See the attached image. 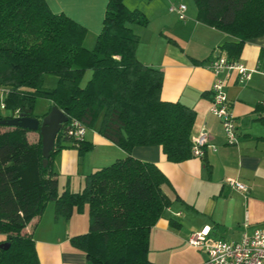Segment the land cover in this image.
I'll return each mask as SVG.
<instances>
[{
  "label": "trees",
  "instance_id": "obj_1",
  "mask_svg": "<svg viewBox=\"0 0 264 264\" xmlns=\"http://www.w3.org/2000/svg\"><path fill=\"white\" fill-rule=\"evenodd\" d=\"M193 3L199 23L232 38L219 47L230 63L239 60L246 42L264 36V0ZM148 23L124 0H108L101 31L88 50L86 29L52 13L45 0H0V89L6 92L0 121L16 115L41 119L45 114L34 113L38 98L68 117L46 167L39 132L38 140L28 143L27 129L0 125L5 129L0 133V244H8L0 247V264H40L24 229L49 203L55 218L87 210V232L69 242L89 264H155L148 259L149 237L172 204L162 190L169 182L156 165L130 153L137 146H160L170 163L191 159L196 113L179 102L162 101L163 73L138 61L140 38L132 26ZM46 75L56 77L51 89L44 88ZM254 112L264 125V107L257 105ZM72 121L96 131L126 156L88 174L81 190L59 191L53 168L58 153L76 149L83 157L93 148L65 135Z\"/></svg>",
  "mask_w": 264,
  "mask_h": 264
},
{
  "label": "crops",
  "instance_id": "obj_2",
  "mask_svg": "<svg viewBox=\"0 0 264 264\" xmlns=\"http://www.w3.org/2000/svg\"><path fill=\"white\" fill-rule=\"evenodd\" d=\"M45 2L52 13L63 14L84 27L85 39H94L100 33L108 0ZM124 4L148 17L147 26H132L140 38L136 57L143 65L163 73L160 99L193 109L196 118L192 137L205 128L209 144L216 147V151L207 149L202 159L181 163L168 162L160 146H137L130 153L136 160L156 165L169 182L162 190L172 204L151 229L148 259L155 264H172L164 254L187 248L186 241L193 233L206 229L210 240L238 242L243 233L264 227V125L255 120L254 112L257 105L264 107V36L246 42L240 54L238 61L253 71L248 82H240L235 72L223 74L238 137L237 144L231 146L226 144L219 120L210 113L214 77L208 65L223 55L219 47L232 38L199 23L196 8L185 6L186 20L180 21L175 13L177 20L164 8L150 7L147 0H124ZM167 10L172 13L169 7ZM55 84L44 88L51 89ZM43 107L34 113L46 114L49 102L45 101ZM38 137L36 132L26 134L28 143ZM84 141L92 143L93 148L83 157L76 149H64L53 161L58 184L62 181L61 190H81L88 174L126 156L96 131L87 130ZM76 179L78 183L74 184ZM226 179L244 184L247 192L232 189L225 184ZM87 230L86 209L74 212L69 219L55 218L53 204L49 203L24 233L32 236L40 264H89L85 254L69 242ZM196 251L199 253H193L190 264H203L204 253Z\"/></svg>",
  "mask_w": 264,
  "mask_h": 264
},
{
  "label": "built area",
  "instance_id": "obj_3",
  "mask_svg": "<svg viewBox=\"0 0 264 264\" xmlns=\"http://www.w3.org/2000/svg\"><path fill=\"white\" fill-rule=\"evenodd\" d=\"M169 11L175 13L180 21L186 20L184 5L170 6ZM208 68L214 77L210 89L212 96L210 113L219 120L226 144L236 145L238 141L237 129L231 111V103L227 98L226 78L223 74L235 72L239 81L245 83L251 79L253 71L239 61L230 63L224 55L214 58ZM5 93L4 89H0V111L5 110L3 103ZM86 131V128L78 121L70 122L64 129L65 135L76 142L84 140ZM209 138L205 128H202L195 137L191 138L192 158L202 159L209 148L216 151V147L209 144ZM225 184L241 193H246L248 190L247 186L234 179H226ZM207 237L208 231L203 229L189 235L187 239L190 246L204 253L203 264H264V227L257 228L250 234L243 233L238 242L210 240Z\"/></svg>",
  "mask_w": 264,
  "mask_h": 264
},
{
  "label": "water",
  "instance_id": "obj_4",
  "mask_svg": "<svg viewBox=\"0 0 264 264\" xmlns=\"http://www.w3.org/2000/svg\"><path fill=\"white\" fill-rule=\"evenodd\" d=\"M68 122V117L57 107L52 106L50 110L41 118H28L19 115L12 119L0 121V125L7 127H19L31 132H39L41 141V153L43 167L47 165V159L54 148V141L57 134L62 130L64 124ZM1 248H7L8 244H0Z\"/></svg>",
  "mask_w": 264,
  "mask_h": 264
},
{
  "label": "rangeland",
  "instance_id": "obj_5",
  "mask_svg": "<svg viewBox=\"0 0 264 264\" xmlns=\"http://www.w3.org/2000/svg\"><path fill=\"white\" fill-rule=\"evenodd\" d=\"M147 2H150V7H156L157 6V9H163L164 8L165 12L168 15L174 17L176 20H177V18L173 12L168 13V10H167L168 7L178 6V5L182 4V5L186 6L188 9L190 7H191V9H195L193 0H169V1H166V0H147ZM145 17L148 19L147 16H145ZM95 38L94 39H85L83 42V46L85 48H87L88 50H91L95 45ZM89 77H90V72L87 71L86 74L84 75L83 84L89 79ZM53 82H56V77L51 76V75H46L44 77V86L45 87H47V88L50 87V83L52 84ZM45 101H47V100L44 98H38L36 101V104H35V111H41L42 109H44L43 106H44ZM4 130L5 129L0 128V133ZM77 183H78V180L76 179L74 181V184H77ZM61 184H62V181L60 179L59 184H58V190L59 191H61ZM1 239H2V236L0 235V240ZM186 247L187 248L174 250L171 253L164 254L165 259H169V261L171 260L172 264H190L193 253L194 252L199 253V252L196 251V248L190 246L187 243V241H186Z\"/></svg>",
  "mask_w": 264,
  "mask_h": 264
}]
</instances>
